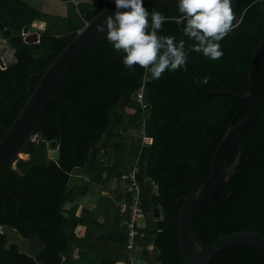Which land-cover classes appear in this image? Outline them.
I'll use <instances>...</instances> for the list:
<instances>
[{"label":"trees","instance_id":"1","mask_svg":"<svg viewBox=\"0 0 264 264\" xmlns=\"http://www.w3.org/2000/svg\"><path fill=\"white\" fill-rule=\"evenodd\" d=\"M77 1L74 26L54 35L47 28L63 17L47 14L44 0H0V23L13 31L7 45L14 57L12 65L0 69V127H10L37 86L36 76L45 72L76 32L112 5L104 0ZM144 6L165 15L178 14L176 8L154 2ZM233 14L234 27L220 41L223 55L218 60L189 52L186 69L165 72L148 84L141 81L142 69L123 67L104 33L78 56L35 128L39 142L29 141L22 150L28 159H17L0 173V228L13 231L27 245V251L20 250L9 243L6 230L0 231V264H184L177 240L178 200L208 177L212 153L227 128L249 109L247 102L233 97L198 96L188 85L201 94L243 95L249 85L250 58L264 40V0H237ZM40 19L48 25L37 32V43H26L21 32ZM160 34L185 39L186 49L191 43L171 22ZM257 75L261 108L243 136L240 162L214 199L191 220L205 245L235 232L264 235V52ZM205 76L207 82H200ZM137 93L142 94L144 108L135 100ZM143 130L136 178L148 215L147 227L138 229L144 237L136 240V249L141 250L137 254L135 249L126 250L123 222L128 212L121 213L116 202L134 195L121 180L133 159V140L126 135ZM3 135L0 128V139ZM50 141L58 145L57 160L49 159ZM237 152V147L230 152L228 165ZM78 169L92 179L72 189L70 177ZM146 179L155 185V193L144 187ZM102 192L106 194L101 196ZM153 207L161 212V232H155ZM210 264H264V252L235 246L217 254Z\"/></svg>","mask_w":264,"mask_h":264},{"label":"water","instance_id":"2","mask_svg":"<svg viewBox=\"0 0 264 264\" xmlns=\"http://www.w3.org/2000/svg\"><path fill=\"white\" fill-rule=\"evenodd\" d=\"M154 2L169 7H175V0H144V3ZM237 0H231L232 11ZM114 5H110L97 14L90 22L79 29L68 45L55 58L42 75H37L39 82L31 92L27 102L16 116L9 128L0 127L4 135L0 139V173L8 165L14 166L20 159L22 150L32 139L35 128L52 97L57 96V89L71 65L88 47L94 44L101 33L95 30L96 24H102L105 15L112 13ZM46 23L42 20H34L31 27L38 31L45 29ZM26 34L25 42L34 44L38 42L39 34L23 29ZM13 35L11 29L5 28L0 23V51L8 52L7 42ZM264 52V40L258 46L250 58L248 71V90L243 95L229 91H217L201 94L189 85V89L198 96H229L237 100L247 102V113L235 125L227 128L214 152L212 153L211 168L206 179L197 184L187 195L181 197V207L177 216V240L184 264H210L211 260L223 250L235 246L252 247L264 252V235L254 231H242L221 236L214 241L203 244L197 238L192 227L191 220L197 212L209 204L219 192L220 188L233 175L242 156V139L244 134L252 126L260 113L261 97L258 84V64ZM5 53H2V55ZM1 55V54H0ZM14 63L12 54L0 59V65L7 67ZM185 84H187L185 82ZM30 92L29 85L28 91ZM52 143L53 147L49 144ZM48 156L51 160H57L59 156L58 145L50 141ZM237 147L238 152L235 160L228 165L230 152ZM25 156V155H24ZM22 159V158H21ZM144 187L156 188L150 179L144 180ZM6 204V200L4 201ZM151 215L155 219V232L163 230V221L158 207L151 209ZM153 233V232H152Z\"/></svg>","mask_w":264,"mask_h":264},{"label":"clouds","instance_id":"3","mask_svg":"<svg viewBox=\"0 0 264 264\" xmlns=\"http://www.w3.org/2000/svg\"><path fill=\"white\" fill-rule=\"evenodd\" d=\"M111 3L112 13L105 15L95 30L104 33V39L120 55L124 68L142 69L144 84L158 80L165 72L186 69L189 52L199 53L209 61L218 60L223 55L220 41L234 27L231 0H175L177 15H165L155 8L149 10L144 0H111ZM169 22L179 26L182 37L191 42L187 49L185 39L160 34L163 25ZM207 79L205 76L200 82L206 83Z\"/></svg>","mask_w":264,"mask_h":264},{"label":"built area","instance_id":"4","mask_svg":"<svg viewBox=\"0 0 264 264\" xmlns=\"http://www.w3.org/2000/svg\"><path fill=\"white\" fill-rule=\"evenodd\" d=\"M67 2L73 4L74 7H77L79 5V2L77 0H66ZM88 22L85 23V25ZM23 39L25 40L26 38V34L23 33ZM12 54V52H10V50H8L7 55ZM5 55H0V59L2 60L3 57ZM7 68L6 65H0V69L1 70H5ZM141 97L142 94L141 93H137L135 95V100L141 104ZM142 108L143 105L141 104ZM122 136L125 135V133H120ZM142 135V142H141V146L139 148V150H137V156L135 158H133L131 160L132 165L128 166L123 173L121 174V180L123 182L127 183L128 188H131L134 192L133 197L129 200V201H119L116 202V207H118L120 209V212H124L127 210L128 215L126 220L123 222V226L126 229V250L127 251H133L138 250L136 249V240L138 238L142 239L144 237L143 233H139L138 231V223L139 221L146 215V213L144 212L143 209V205L141 202V198H140V187L139 184L137 182V178H136V173H137V163H138V158L140 155V150L141 148L144 146L143 143V138L145 136L144 130L141 132ZM39 137L37 134L33 135L32 139L30 140L31 142H35L38 143L39 142ZM101 154L104 153V150L100 151ZM21 159V158H20ZM23 159V158H22ZM105 165H108L107 161H105Z\"/></svg>","mask_w":264,"mask_h":264},{"label":"rangeland","instance_id":"5","mask_svg":"<svg viewBox=\"0 0 264 264\" xmlns=\"http://www.w3.org/2000/svg\"><path fill=\"white\" fill-rule=\"evenodd\" d=\"M97 0H95V2L93 4H96ZM56 15H59L58 17H63L62 19H58V21L55 22H51V25L47 28V32L49 34H62L61 32L64 31V29L69 27L74 26L76 20H75V15L77 12V9H75V7H73V5H67L65 3H59L56 7ZM68 25V26H67ZM26 27H28V31L29 32H38L39 34L41 33V31H37L35 28H32L30 24H28ZM21 34L23 35V31L21 32ZM127 138L130 137L129 139L133 140V145H131V149H130V157L135 158L137 156V149L139 148L141 142H142V135L141 132H136L133 131L132 133H128ZM48 145H47V150H48ZM21 158H23L24 160H27L28 157L22 155ZM69 186H71V184L69 183ZM146 223L143 222L144 228ZM8 235L9 243H16L20 250L22 251H27V245L26 242L23 241L21 238L18 237V235L16 233H14L13 231L7 229V228H0V231L5 232Z\"/></svg>","mask_w":264,"mask_h":264},{"label":"crops","instance_id":"6","mask_svg":"<svg viewBox=\"0 0 264 264\" xmlns=\"http://www.w3.org/2000/svg\"><path fill=\"white\" fill-rule=\"evenodd\" d=\"M62 2L63 1H61V0H44V2L42 4L44 6V9H46L47 14H49V15L51 14V15L55 16L56 15V9H55V7L59 3L61 4ZM94 2H95V0H88V1H86V3H94ZM104 3L105 4H109V3H111V0H104ZM40 20L44 21L46 23V26L48 25L45 19H40ZM90 176L91 175L86 170H84V169L75 170L73 172V174L71 175V177H70L69 183L71 184V186H69V187L72 188V189H79V188H81V186L83 185L84 182H89L88 180H91L92 179V178H90ZM113 186H114V189H115L117 187V183H114ZM153 193H155V188L154 187H152V190H151L150 194H153ZM105 194L106 193L102 192L101 193V196H104ZM94 208H95V205H92L91 208H90V210L92 211V210H94ZM147 215L148 214H146L139 221V229L140 230H143L144 229L143 222L145 223V220H146ZM146 223H147V221H146ZM145 225H147V224H145ZM154 225H155V219H154ZM145 227H147V226H145ZM152 250H153L152 245H149L147 247V251H148L149 256H151ZM140 252H141V250H137V254H139Z\"/></svg>","mask_w":264,"mask_h":264},{"label":"bare ground","instance_id":"7","mask_svg":"<svg viewBox=\"0 0 264 264\" xmlns=\"http://www.w3.org/2000/svg\"><path fill=\"white\" fill-rule=\"evenodd\" d=\"M2 53H5V54H7L8 52H7V50H6V49H4L3 51H0V54H2ZM5 54H3V55H5ZM49 146H50V147H53V144H52V143H50V144H49Z\"/></svg>","mask_w":264,"mask_h":264}]
</instances>
